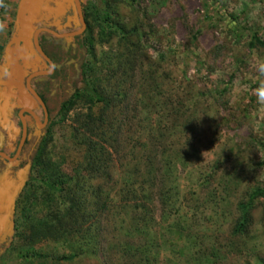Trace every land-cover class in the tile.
<instances>
[{
  "label": "trees",
  "instance_id": "obj_1",
  "mask_svg": "<svg viewBox=\"0 0 264 264\" xmlns=\"http://www.w3.org/2000/svg\"><path fill=\"white\" fill-rule=\"evenodd\" d=\"M118 3L121 0L100 8L91 0L83 1V6L90 5L84 10L83 45L91 59L82 67L81 86L60 108L61 114L74 112L73 139L82 146L83 155L68 173L49 152L52 129H48L32 163L38 177H31L45 185L47 206L40 215L30 213L29 200L21 204L18 236L29 247L44 241L62 245L68 251L56 260L72 264H90L89 260L91 264H178L177 258L166 254L170 249L181 257L187 252L189 261L202 264L209 247L184 225L190 214L184 208H195L187 202L193 196L202 199V194L229 201L241 189L236 181L247 171L232 174L223 190L215 183L218 171L201 172L193 177L189 194L182 193L179 181L182 174L185 181L192 176L189 168L198 159L201 142L196 130L210 115V101L206 93L195 92L162 71V58L151 60L142 53L145 28L139 21L129 25L121 20ZM95 27L100 45L116 38L119 46L126 47L115 70L103 71L108 55H96ZM250 37L252 47H264L258 33L251 32ZM243 152L240 147L234 156L243 158ZM259 166L264 167V160ZM257 183L251 188L244 185L237 197L229 230L232 247L251 237L255 212L264 211V185ZM36 257L45 264L52 258L44 252ZM246 264H264V257L256 254Z\"/></svg>",
  "mask_w": 264,
  "mask_h": 264
},
{
  "label": "rangeland",
  "instance_id": "obj_2",
  "mask_svg": "<svg viewBox=\"0 0 264 264\" xmlns=\"http://www.w3.org/2000/svg\"><path fill=\"white\" fill-rule=\"evenodd\" d=\"M51 1L53 0H47L43 5H49ZM91 1L100 8H106V2L113 7L116 2ZM207 1L121 0V3L117 4V10L119 18L124 22L131 25L139 21V25L145 28L142 29L144 36L141 41L143 54L151 60L162 58V71L171 73L178 81H184L186 86L195 92L206 93L210 101V108L207 110L210 115L205 124L198 126L196 130L201 142L197 144L198 159L189 168L192 176L185 181L182 174L179 181L182 193L185 194L186 191L189 194L188 189L194 182L193 177L201 172L206 174L212 170L218 171L215 183L218 184L219 190H223L222 187L228 185L232 174L241 170L244 172V169L247 171V176L242 177L241 174V179L236 181H240L241 189L231 196L229 201L221 202L202 194V199L200 196H193L192 201L187 202L195 208H184L185 212L190 210L184 225L191 227L195 237L205 242L204 247H209V255L201 256L202 264H246L253 261L256 254L264 257L263 209L259 208L255 212L252 235L245 242L242 240L238 243V248L231 246L229 230L238 195L244 185L251 184L247 186L251 188L258 184L257 181L264 185V167L259 166V162L264 160V100L259 98L260 94L264 93V74L259 71V66L264 64V47L257 44L252 47L250 44L251 32L258 33L264 40V0ZM19 6L20 0H0V66L6 45L15 31ZM85 7L87 6L84 5L83 10ZM87 8H90V5ZM109 10L107 9L108 12ZM46 20L53 24L50 28L58 33H62V30L58 29L59 23L65 25L69 22L66 16L59 22L52 16H48ZM79 27L77 21L72 19V27H67L64 31H76ZM83 34L77 41L76 51L62 58V65L67 67V77L63 76L62 80L60 77L50 80L48 91V94L53 92L49 95L52 109L48 125V128L52 129L49 152L53 153L56 161L63 162V168L68 173H72L74 165L81 160L83 149L73 139L74 112L61 114L60 108L62 103L72 96L74 90L81 86L82 67L91 59V54L83 45ZM94 38L97 57H103V53L108 55L105 57L103 71L115 70L120 51L126 50V47L119 46V39L116 38L111 43L100 45L98 27L94 29ZM67 39L60 42L61 54L70 49L73 40ZM74 64L76 69H72ZM146 69H149V66ZM204 104L206 109L207 103ZM38 110L42 122L43 112L39 107ZM48 128L37 130L35 137L28 144L26 159L31 157L35 144L46 136ZM240 147L245 149L243 158L234 156L236 152L239 153ZM32 163L28 161L24 178L20 182L21 204L29 200L27 208L30 213L37 212L42 215L47 206L44 199L46 187L40 178H31L38 177ZM220 194L222 197L226 196L224 191ZM215 201H218L219 205ZM22 206L19 205L17 209L16 220L10 217L1 225L5 227L7 236L3 241L0 235V264H45L39 258L36 259L41 252L51 255L52 258L48 259L47 264H72L65 260H56L68 251L58 243L44 241L29 247L19 239L16 227L17 224L20 227ZM12 213L14 216V211L10 214ZM11 220L12 226L9 227ZM29 252L35 256L28 255ZM203 252L205 253L204 250ZM186 253L181 257L172 249L166 252L170 257L177 258L178 264H194L188 260ZM89 261L91 264L92 261Z\"/></svg>",
  "mask_w": 264,
  "mask_h": 264
},
{
  "label": "water",
  "instance_id": "obj_3",
  "mask_svg": "<svg viewBox=\"0 0 264 264\" xmlns=\"http://www.w3.org/2000/svg\"><path fill=\"white\" fill-rule=\"evenodd\" d=\"M84 0H53L49 5H43L47 0H20V6L15 21V31L6 45L3 63L0 66V135L3 132L16 134L20 131L14 120V110L21 108L31 113L37 121L38 128L47 124L48 112L43 99L32 89L31 79L42 76V79L52 73L54 65L52 60L44 53L39 36L52 34L59 38H72L83 34L87 28L83 10ZM52 16L54 19L61 20L66 16L68 24L59 23L58 29L64 31L67 27H72V19L77 21L79 29L73 32L58 33L50 28L52 23L46 18ZM48 63V65H47ZM49 69V70H48ZM50 71V72H48ZM39 105L44 110L46 121L42 123L40 113L34 109ZM24 123V138L26 136V121ZM14 134V136L16 135ZM15 139L13 137L12 141ZM24 141V139H23ZM2 157L7 158L0 152ZM12 212V211H11ZM12 217V214H10ZM2 220V219H0ZM9 223V227L12 226ZM0 224V235L7 236L5 227ZM2 227V228H1ZM12 232V230H11Z\"/></svg>",
  "mask_w": 264,
  "mask_h": 264
},
{
  "label": "flooded vegetation",
  "instance_id": "obj_4",
  "mask_svg": "<svg viewBox=\"0 0 264 264\" xmlns=\"http://www.w3.org/2000/svg\"><path fill=\"white\" fill-rule=\"evenodd\" d=\"M61 32L67 33L73 31H61ZM80 37H82V34L72 37L73 41L71 43L70 49H67L66 52L64 51V53L61 54L62 51L60 50V42L63 40H68L67 38L65 37L59 38L53 36L52 34L50 35L48 34V36H46L45 34L42 33L39 36V43L44 53L52 60L54 65V69L52 73L47 74L44 79H42V76L34 77L31 79V83H30L32 89H34V91L43 99L47 108L48 119L46 121L44 110L39 105L40 110L43 112L42 123H44L45 121L47 122L43 130H46L48 128L49 122L51 120L52 109L50 107L49 95H52L53 92L52 93L50 92L48 94L51 83L50 80L55 79L56 77H60L59 79L62 80L67 77L65 76L67 72V67H64L62 65L63 64L62 58L63 56L69 55V53L72 54L73 52L76 51L77 41L80 40ZM72 69H76V64L73 65ZM63 76L65 77L63 78ZM73 83L74 82H72V85ZM21 111H22L21 108H16L14 110L13 118L14 120H16L17 126H19L20 128V131L17 134L14 132V134H16L15 139L12 141V137L9 135V132L6 131L3 132V136L0 135V152L4 153L7 156V158H5L0 155V217H2L1 218L2 220H0V224H5L6 221L10 219L11 211H14V216L12 213V217H14V220H16L17 209L19 208V205H21V196H22V192H21L22 190H20L21 189L20 186H22V184L20 182L24 178L28 161H30L31 163L33 162V159L36 153L38 152L39 147L44 139L43 138L41 142L35 144L34 152L30 155L31 157L26 159V157L28 156L27 154L28 144H30V142L32 141L31 139L35 137L37 130L38 129L40 130V128H38L37 121L31 113L24 111L21 114ZM34 111H36L37 114L40 113L38 109H34ZM23 118L26 121L25 138H24Z\"/></svg>",
  "mask_w": 264,
  "mask_h": 264
},
{
  "label": "clouds",
  "instance_id": "obj_5",
  "mask_svg": "<svg viewBox=\"0 0 264 264\" xmlns=\"http://www.w3.org/2000/svg\"><path fill=\"white\" fill-rule=\"evenodd\" d=\"M259 71H260L261 74H264V64H261V65L259 66ZM259 98H260L261 100H264V93H261L260 96H259Z\"/></svg>",
  "mask_w": 264,
  "mask_h": 264
},
{
  "label": "crops",
  "instance_id": "obj_6",
  "mask_svg": "<svg viewBox=\"0 0 264 264\" xmlns=\"http://www.w3.org/2000/svg\"><path fill=\"white\" fill-rule=\"evenodd\" d=\"M11 137H12V139H13V137H15V136H14V132H12Z\"/></svg>",
  "mask_w": 264,
  "mask_h": 264
}]
</instances>
